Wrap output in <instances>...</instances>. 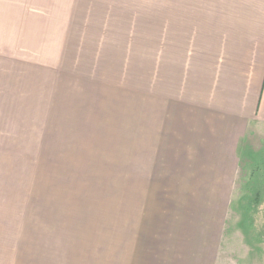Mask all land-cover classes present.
<instances>
[{
  "label": "rangeland",
  "instance_id": "1",
  "mask_svg": "<svg viewBox=\"0 0 264 264\" xmlns=\"http://www.w3.org/2000/svg\"><path fill=\"white\" fill-rule=\"evenodd\" d=\"M177 78L169 0H0V264H50L62 226L82 264L121 238L124 264L134 239L156 264H264V198L249 228L242 207L264 147L220 164Z\"/></svg>",
  "mask_w": 264,
  "mask_h": 264
},
{
  "label": "crops",
  "instance_id": "2",
  "mask_svg": "<svg viewBox=\"0 0 264 264\" xmlns=\"http://www.w3.org/2000/svg\"><path fill=\"white\" fill-rule=\"evenodd\" d=\"M169 51L180 90L178 122L198 124L202 148L220 151L221 164L244 142L264 147V0H169ZM60 233L53 240L63 243ZM128 242L114 245L111 264H124ZM151 242L134 239L133 264H156L159 257L144 247ZM59 243L50 264H82L85 254H65ZM45 252L41 247L42 260Z\"/></svg>",
  "mask_w": 264,
  "mask_h": 264
},
{
  "label": "trees",
  "instance_id": "3",
  "mask_svg": "<svg viewBox=\"0 0 264 264\" xmlns=\"http://www.w3.org/2000/svg\"><path fill=\"white\" fill-rule=\"evenodd\" d=\"M248 189L250 195L244 197L242 207L246 217L245 226L249 228L252 225L251 214L255 207L264 198V153H256L250 169Z\"/></svg>",
  "mask_w": 264,
  "mask_h": 264
}]
</instances>
